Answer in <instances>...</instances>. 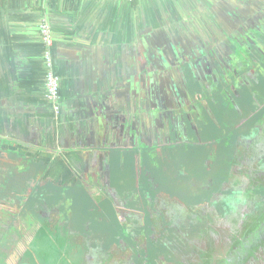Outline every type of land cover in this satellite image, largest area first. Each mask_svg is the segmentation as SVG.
Masks as SVG:
<instances>
[{"label": "flooded vegetation", "instance_id": "1", "mask_svg": "<svg viewBox=\"0 0 264 264\" xmlns=\"http://www.w3.org/2000/svg\"><path fill=\"white\" fill-rule=\"evenodd\" d=\"M253 1H255L254 8L257 6L254 22L248 25L247 30L239 27L234 32V38L239 40V44H235L237 51L250 50V53L245 52L243 55L239 52L240 56H243L241 61L248 60L242 65L243 68L245 67L242 80L247 84H243L241 88L249 87L250 81L258 82L263 86L260 77L264 71V36L263 32L259 33L258 26L264 29V0ZM163 15L168 21L166 14ZM249 34L252 37H248ZM226 36L227 34L224 35V41H228ZM53 61L48 54L47 66L45 63L40 66L28 63L22 83L32 88L33 92L21 100L22 105L27 106L28 109L44 110L47 115V125L51 128L57 126L64 133L60 139L50 134L47 142L44 140L45 144L49 146L75 144V126L70 125L72 132L69 133V137L61 128L66 112L72 115L77 113L78 103L76 99L69 96L66 83L56 70ZM50 73L55 77L57 84L56 93L53 96L48 87ZM213 73L217 81L220 79L217 71L212 72L210 77L208 76L210 83L213 82ZM202 80L203 83L206 82L205 77ZM133 82L131 81V84ZM136 84L140 85V81L138 80ZM143 84L144 82L142 86ZM147 86L145 96L148 97L149 103L155 106L154 89L151 88L150 83H147ZM138 88L142 95L143 88L139 86ZM209 88L210 85L206 89L205 85L198 84V88L191 95V99L200 108L208 106L207 97L211 99L217 97L216 92L210 93ZM219 90L223 92L221 87ZM233 91L242 98L246 96L241 90L239 92L234 88ZM181 92L183 96H186L184 90ZM227 95L224 94L223 97L226 106L239 112L242 118L241 104L237 103L239 105L237 106L234 103L235 100H231L233 96ZM254 96H259L257 91ZM253 100L249 97L240 102L248 101L253 104ZM259 106L260 111L251 118L254 119L252 127L257 128L253 138H250L252 141L250 143L242 141L244 148L239 150L237 140L240 134H235L237 137L235 138L234 135L233 150L228 149L223 160L221 159L222 164L225 163L227 173L217 181L222 192L211 190L212 197L221 196L223 199L218 205L219 211L213 215L214 222H208L202 215L206 202L201 205L189 203V201L184 203L181 200L182 205L190 209V211L185 210L189 214L188 221L181 214H175L183 209L182 206L174 204L170 208L167 207L164 196L166 193L162 189L164 185L160 182L161 178L157 172L165 163L162 158H160V166L150 165L151 171L146 169L145 172L140 173L141 162L135 155L137 151L132 152L122 147L110 148L111 157L104 154L102 162L98 164L91 162L89 158L85 162H83L84 159L79 158L66 162L62 157L57 156L50 167H46L43 183L40 185L35 179L33 184L35 183L36 186L34 185L33 191L30 192L25 188L17 187L20 179L16 177V173L20 169L15 164L1 159L0 264H92L85 259L89 253L84 243L89 239L77 228L82 226L90 230L91 221L86 216V210L97 214L102 213L104 216H100L101 219L113 213L118 216L115 220L117 223L119 221L121 226H116V233L113 236L118 237V242L125 248L124 251L129 257L132 253L131 264H264V251L258 250L264 247V194L254 192V189H264V104L262 101ZM229 134L230 132H226L225 138ZM77 142L76 140V144ZM230 143L232 144L224 140L226 148ZM108 145L113 147L124 145V143L114 140ZM26 148L24 147V150L28 153L35 152L36 159L50 161L51 156L47 153H38L39 149ZM239 151L242 152L241 156L238 155ZM121 152L124 153L123 156ZM114 153L118 154L120 167L123 166L128 155L134 156L135 171L130 173L131 175L126 174L130 176L127 177L129 182L125 190L115 186L117 172L113 168ZM237 159L242 165L236 163ZM209 179L211 178L205 175L193 177L197 185L204 181V184L210 188L215 185V182L210 185ZM125 181L124 178L120 180L121 183ZM38 187L39 192L36 193L35 190ZM218 187L215 188L218 189ZM41 190L43 192H40ZM223 190L228 192L224 194ZM231 193H233V199L229 198ZM36 194L39 195L35 196ZM4 195L7 196L4 197ZM11 199L14 202H11ZM79 202L84 204V208H80ZM169 209L174 210V213L170 214ZM232 212L235 214L237 227H232L230 224L229 218ZM96 213L95 217H98ZM92 230L100 238L103 237L102 230L94 228ZM215 230L221 231L222 238L226 236V248L218 255L208 250L200 251L198 243L208 239ZM223 230L225 231L222 232ZM118 231L120 233H117ZM124 234H128L129 238H124ZM128 239L133 244L127 243ZM100 249L99 246L93 248L96 253H100ZM235 258L236 262H234Z\"/></svg>", "mask_w": 264, "mask_h": 264}, {"label": "water", "instance_id": "2", "mask_svg": "<svg viewBox=\"0 0 264 264\" xmlns=\"http://www.w3.org/2000/svg\"><path fill=\"white\" fill-rule=\"evenodd\" d=\"M247 1L240 5L237 0H227L218 15L214 9H207L212 19L205 22L208 30L205 37L201 27L190 23L189 19L196 14L192 7L188 6L190 8L186 7L184 11L178 3L172 5L167 0L159 2L168 21L164 19L161 23L155 16L151 18L141 12L138 16L131 14L128 24L125 21L121 23L118 16L107 20L86 18L79 23L60 17L54 19L47 0H40L34 27L39 29L40 22L47 19L51 24L53 41L48 44L42 36L36 41L32 37L38 49L35 53L38 65L45 63L47 66L50 54L66 83L69 96L78 103L77 113L66 112L61 128L69 137L72 132L70 125L75 126V144L67 145L64 141V145L58 146H49L44 140L47 142L50 134L60 139L64 133L59 127L47 125L44 110L28 109L22 105L21 100L33 92L22 83L32 55L23 44L29 36L14 32L9 25H0V160L11 162L20 169L16 173L20 179L17 187L26 188L35 179L41 185L46 167L49 168L57 156L66 162L75 158L85 162L89 158L98 164L104 154L111 157L110 148L122 147L137 151L135 155L141 162L140 173L146 169L151 171L150 165L160 166V158L172 161L183 138L188 136L181 124L185 114L200 110L191 99L198 84L205 85L206 89L210 85V93L216 92L223 97L224 94L230 96L234 88L240 92L242 85L247 84L242 80L245 74L242 65L247 59L240 61L235 56L238 63L236 60L228 64L221 61L227 60V55L238 53L232 42L226 45L224 41L222 31L227 29L226 24L236 27L237 23L247 30L255 20V1ZM206 2L210 7V1ZM246 6L248 13L244 15L242 7L245 9ZM138 19L139 27H136ZM235 41L239 43L237 38ZM211 69L219 73V81L213 73V82L210 83L208 72ZM205 76L206 82L203 83ZM138 80V86L143 88L142 95L136 84ZM131 81L134 82L131 84ZM147 83L154 89L155 106L145 96ZM181 90L186 92V96ZM153 122L161 124L165 145L154 147L155 144L142 142V133L147 134V127ZM114 140L124 145H108ZM108 146L109 149L105 150ZM24 147L47 153L51 156L50 161L36 159L35 152L28 153ZM115 156L117 153L112 158ZM35 191L38 193L39 187Z\"/></svg>", "mask_w": 264, "mask_h": 264}, {"label": "crops", "instance_id": "3", "mask_svg": "<svg viewBox=\"0 0 264 264\" xmlns=\"http://www.w3.org/2000/svg\"><path fill=\"white\" fill-rule=\"evenodd\" d=\"M159 1L160 0H47L49 11H52V18L54 19L60 17L65 18L68 21L76 20L77 23H79L80 20L86 18L98 17L107 20L118 16V19L121 23H124L125 21L127 22V24L129 22L131 14L136 16L141 12L151 18L155 16V19L160 22L164 21V9L160 7L161 2ZM167 1L172 5L178 3L179 7H181V9H183L184 11H186V7H192L196 14H194L195 16L193 18L189 19L190 23L201 27V31L203 32L204 36L207 37L205 34L208 32V30L206 29L207 26L205 24L207 23L208 19H212L210 18L211 14H209L208 10L211 11L214 9L215 13L218 15L219 10H222L224 2H226L227 0H209L210 7L206 0ZM237 1L240 5H244L247 0ZM39 4L40 0H0V25H9V29H12L14 32L25 33L27 34V36H29L26 39V42H24L23 44L26 45L27 50L30 52V54H32L30 55L31 58L28 60V62L34 64L39 63L37 55L35 54L36 50L38 49L34 45L35 41L37 39L39 40L41 36L39 32L40 30L37 29V27H34L35 25H37V22L34 23V21L37 20V13L40 10ZM246 5H248V1ZM242 9L244 15L248 13V6H246L245 9L242 7ZM186 14H188V12H186ZM233 18L234 17H232V19ZM235 26L236 27H234V25L232 24H226L227 29H222V34H227L226 37L228 38V41H226V45H228L229 42H232L233 48H235V44L238 43L235 41L234 32L237 31V29L241 27V25H238L236 23ZM136 27H139V19L136 20ZM32 37L36 38L35 41L34 39H32ZM248 37H252L251 34H249ZM227 56V60H221L225 64H228L229 61L236 60V55L234 54ZM242 57L243 56L237 55V60L241 59ZM212 72H215V70H209V77ZM231 95L233 96V99L231 98V100H235V104H241L243 108L241 117H244L246 114L245 106H248L249 102H240L242 97L238 94H235L233 90H231ZM201 98L202 97H200V99ZM238 104L237 106H239ZM207 105V107L203 106L202 108H200L199 112L191 111L188 114H185L181 124H183L186 132L188 133V136L187 138H183L184 141L179 145L178 150L175 152L174 159L169 162L163 160L165 162L163 164V167L158 169L157 171L158 176L161 178L160 182L164 185L162 186V189L166 193L164 194V196L167 207L169 206L170 208L174 204H179V206H182L183 209L175 212V214H181L187 221V217L189 218V214L185 210L190 211V209L188 207H184L181 200L184 203L189 201V203H200L201 205L203 202H206V206H203L202 209V215L204 216L205 220H208V222L215 221L213 219V215H216V211H219L218 205L223 201V199L221 196L212 197L211 190H219L222 192V190L219 189L220 187H218L219 185L217 184V181L220 177H223L225 173H227L225 163L222 164V160L224 158V155L226 154V151L228 149L233 150L234 148V135H230L232 139H230L229 142H232V144L230 143L227 148L224 146V140L227 141V137L225 138L226 132H229V130H231L230 128L234 126V124L231 125V122L234 120L235 115L238 114V117H240L239 112H236L233 108L229 109L226 107L223 96L217 95L216 99L214 98V100L210 97H207ZM251 118L252 117L250 115L248 119L244 121V125L246 126L244 129H242L240 125H238L237 127V129L240 127L237 131L240 134L237 140V144H239V150L240 148H244V146L241 144L242 141H249V143L252 141V139L250 140V138H253V133L257 129L251 126ZM226 124H228L229 127L224 129L226 127ZM161 127L162 126L160 123L156 125L155 122H153L150 127H147V134L142 131V142L147 144H155L154 147H159L157 146L159 144L165 145V140L163 138L164 130H161ZM251 131L253 132L251 133ZM122 153L123 152H121V156H123ZM170 153L172 154V152ZM238 155L241 156L242 152L239 151ZM128 156L129 157L126 158L123 166H121L122 169L120 167V159L118 157V154L117 156H115V159H113V168L117 172L115 177V186H117L120 190H125L128 187L129 179L127 177H129L135 171L133 159L134 156ZM236 157L237 156L235 155V159ZM236 163L242 165V163L238 159L236 160ZM244 164H246V162ZM199 175H205L211 178L209 179L210 185H213L214 182L215 185L213 187L211 186V189L209 188V186L204 184V181L202 184L197 185L194 182L193 177ZM123 178L126 181L124 183H121L120 180ZM33 181L34 180L31 181V185H28L25 188L26 191H33L35 185V183L33 184ZM215 187H218V189H216ZM223 192L225 194L228 191L223 190ZM254 192L257 193V189H254ZM5 196L7 195H4V197ZM210 198H213V200L211 201ZM229 198L233 199V193L229 194ZM183 199L186 201H184ZM11 202H14V200L11 199ZM79 206L80 208H84V204H82L81 202H79ZM168 212L170 214H173L174 210L169 209ZM85 213L87 218H89L91 221L90 230L84 229L82 226H77V228L82 232L83 235H85V237L89 239L88 242L84 243L86 245L85 248L89 253L87 256H85L87 262H91L92 264H131L130 261L133 259L132 253L129 257L124 251L125 248L120 245L121 243L118 242V240L109 242V237L105 238L104 234L103 237L100 238V236L93 233V228L95 230H106L105 227H93L94 222H97L98 224H104L105 221H110L108 219V216L110 215L113 216L112 218L114 222H116L114 215L110 214L107 215V218L104 217V219H101L99 217L104 216L102 213L97 214L95 212L98 217H95V213L91 211L86 210ZM92 216H94V218ZM229 221L232 227H237L234 212H232V214L230 215ZM218 232L219 230L213 231L210 237L208 239H205L204 242L206 244L209 243L212 239V235H217ZM124 238H127V236H124ZM126 242L129 244H133V242L129 241V239ZM98 246L101 248L100 253H96L93 250L94 247ZM197 248L199 250V247Z\"/></svg>", "mask_w": 264, "mask_h": 264}, {"label": "rangeland", "instance_id": "4", "mask_svg": "<svg viewBox=\"0 0 264 264\" xmlns=\"http://www.w3.org/2000/svg\"><path fill=\"white\" fill-rule=\"evenodd\" d=\"M259 33H262V35L264 36V29H261V26L259 25ZM238 50V49H237ZM243 55L245 52L246 53H250V50L248 49H245V50H241V51H238V53H236V56L237 54H240V53ZM263 58H264V55H263ZM241 61V60H240ZM263 75L260 77L262 79V82H263V86H261L258 82H254L252 83L251 81L249 82V87L247 88H240L241 92L243 94H245L246 96L242 99H249L252 98L254 99L253 100V104H250L248 106H245V109H246V114L244 117L240 118L238 117V114L235 115L234 117V120L231 122V125L234 124V126H232L229 130L230 134L227 136V141H229L230 139H232V137L230 135H235L237 134V127L238 125H240L242 127V129H244L246 126L244 125V121L246 119H248V117L251 115V117H254L259 111H260V101H262V103L264 104V71L262 73ZM230 88V87H229ZM256 91L258 92L259 96H254ZM238 93V92H237ZM241 93V94H242ZM249 95V96H248ZM252 95V96H251ZM241 99V100H242ZM226 105V104H225ZM227 107V106H226ZM230 107V105H229ZM228 108V107H227ZM248 114V115H247ZM258 116V115H257ZM256 116V118H257ZM255 118V120H256ZM253 121L254 119L251 121V126L253 124ZM229 125L226 124V128H228ZM237 137V135H235V138ZM235 138L233 139V141L235 140ZM137 182V181H136ZM257 192L259 194L263 193L264 194V189L260 190V189H257ZM96 203H98V201H96ZM114 218L115 219H118V216H116L114 213ZM93 217V216H92ZM94 218V217H93ZM108 219L110 221H105L104 224H98L97 222H94L93 224V227L97 228V226L99 227H105L106 230H103V234L107 233L108 235H105V238L106 237H109L108 238V241H116L118 240L117 237H114L113 234L116 233V226L120 227L121 224L119 223H116L114 222L112 216H108ZM109 227V228H108ZM124 230V229H123ZM225 230H223L222 232H224ZM117 233H120V231H118ZM234 234V233H233ZM227 235L229 236V233H227ZM235 235V234H234ZM124 236H127V238H129V235L127 234H124ZM211 241L209 243H205V239L201 241V243L199 244V247L202 249V250H208V251H212L214 255H218L220 254L224 248H226L227 246V238L226 236L224 235V238L221 237V231L218 232L217 235L213 234L212 237H211ZM247 249V248H246ZM259 252H263L264 251V247L261 248V249H258ZM236 262V258H235V261Z\"/></svg>", "mask_w": 264, "mask_h": 264}, {"label": "built area", "instance_id": "5", "mask_svg": "<svg viewBox=\"0 0 264 264\" xmlns=\"http://www.w3.org/2000/svg\"><path fill=\"white\" fill-rule=\"evenodd\" d=\"M129 1H136V0H129ZM39 30H40L43 40L47 42L48 44H51L52 43V30H51L50 22L47 19H43L40 22ZM56 86H57L56 79L50 73L48 77V87H49L50 94L52 96L55 95L56 93Z\"/></svg>", "mask_w": 264, "mask_h": 264}]
</instances>
